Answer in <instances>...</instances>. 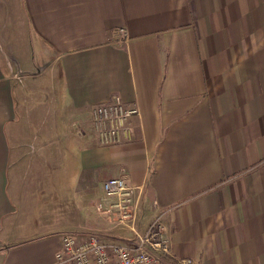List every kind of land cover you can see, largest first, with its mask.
Segmentation results:
<instances>
[{
    "label": "crops",
    "instance_id": "crops-1",
    "mask_svg": "<svg viewBox=\"0 0 264 264\" xmlns=\"http://www.w3.org/2000/svg\"><path fill=\"white\" fill-rule=\"evenodd\" d=\"M116 97L138 113L103 145ZM110 177L126 226L96 209ZM156 218L178 258L264 264V0H0V264Z\"/></svg>",
    "mask_w": 264,
    "mask_h": 264
},
{
    "label": "built area",
    "instance_id": "built-area-1",
    "mask_svg": "<svg viewBox=\"0 0 264 264\" xmlns=\"http://www.w3.org/2000/svg\"><path fill=\"white\" fill-rule=\"evenodd\" d=\"M138 113L116 97L96 105L93 126L103 145L122 142L130 134L128 122ZM104 198L96 209L108 221L128 225L134 219L135 187L124 177H110L104 181ZM52 264H199L191 258H178L171 251L163 235L160 218H156L144 234L120 241H109L97 233L65 231L62 243Z\"/></svg>",
    "mask_w": 264,
    "mask_h": 264
},
{
    "label": "rangeland",
    "instance_id": "rangeland-1",
    "mask_svg": "<svg viewBox=\"0 0 264 264\" xmlns=\"http://www.w3.org/2000/svg\"><path fill=\"white\" fill-rule=\"evenodd\" d=\"M96 134H97V133H96ZM97 205H98V204H97ZM97 205H96V206H97ZM122 240H123V239H122Z\"/></svg>",
    "mask_w": 264,
    "mask_h": 264
}]
</instances>
